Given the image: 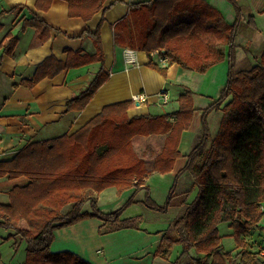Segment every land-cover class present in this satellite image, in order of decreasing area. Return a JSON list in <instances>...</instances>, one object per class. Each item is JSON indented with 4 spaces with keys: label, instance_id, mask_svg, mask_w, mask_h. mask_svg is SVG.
Here are the masks:
<instances>
[{
    "label": "trees",
    "instance_id": "1",
    "mask_svg": "<svg viewBox=\"0 0 264 264\" xmlns=\"http://www.w3.org/2000/svg\"><path fill=\"white\" fill-rule=\"evenodd\" d=\"M53 1L37 0L36 7L48 11ZM65 1L70 17L87 22L100 11L105 14L119 0L109 6L105 5L107 0ZM228 1L237 14L233 24L207 0H145L128 2L129 12L112 26L115 45L148 54L160 50L168 63L160 65L151 59L148 65L163 76L173 63L206 72L225 59L222 44L229 46L227 82L219 98L204 110L202 134L164 205L152 197L145 178L152 171L171 172L181 156V136L190 128L195 113L194 91L187 86L174 112L130 117L128 111L136 101L109 104L72 134L28 141L13 158L0 160V177L29 178L27 184L10 190L9 203L0 202V228L9 230L3 240H13L16 249L26 242L25 264H92L73 251H52L55 231L91 217L103 221L100 234L140 228L141 215L122 217L124 209L137 201L136 195L110 212L101 210L96 197L108 187H116L121 193L132 186H136L135 194L145 190L143 203L160 213L184 207L183 214L171 220L156 250V255L169 259L171 251L180 245V254L171 264H264V236L259 232L264 217V49L257 64L237 69L235 38L243 9L238 0ZM22 9L23 5H17L4 12L19 14ZM104 21L103 16L95 29L85 28L80 34L91 38L94 53L67 49L66 60L51 54L25 83L34 87L65 69L101 62L88 84L67 102L65 113L83 111L111 76L101 33ZM29 26L38 30L40 41L50 38L51 26L39 16L25 18L21 29ZM3 28L0 23V31ZM5 38H10L5 52L15 55L20 36L8 32ZM215 109L222 110V118L213 136L207 116ZM152 134L166 137L150 168L133 138ZM183 175L187 187L176 193ZM87 203L91 208H86ZM224 223L234 231L237 246L232 250L223 244L220 225ZM256 234L259 237L254 240Z\"/></svg>",
    "mask_w": 264,
    "mask_h": 264
},
{
    "label": "crops",
    "instance_id": "2",
    "mask_svg": "<svg viewBox=\"0 0 264 264\" xmlns=\"http://www.w3.org/2000/svg\"><path fill=\"white\" fill-rule=\"evenodd\" d=\"M113 1L115 0H107L105 5L109 6ZM136 1L145 0H119L105 14L100 11L85 22L79 17L69 16V4L65 0H54L48 11L38 9L37 0H0V13L3 12L0 23L4 26L0 31V160L13 158L28 141L50 139L65 133L72 134L109 104L125 100L136 101V105L128 111L130 117L174 112L179 108V96L183 87L187 86L194 91L195 113L190 128L184 130L181 136V156L176 160L171 172L152 171L145 178L146 186L150 187L155 201L160 205L165 204L179 171L186 165L188 154L202 134L204 110L219 98L227 82L229 46L222 44L226 53L225 59L206 72L187 69L173 63L168 65L167 76H163L148 65L151 59L164 65L160 51L148 54L144 50L115 45L112 26L129 12L128 2ZM207 2L222 12L227 23L233 24L236 21V11L228 0ZM238 2L243 9V17L235 38L236 66L238 70H242L257 64L264 49V0ZM17 5H23L19 14L4 12ZM35 15L51 26V36L45 42L40 41L35 27L21 29L24 19ZM103 16L105 21L101 33L105 63L111 70V76L83 111L65 113L68 100L88 84L94 73L100 69L101 62L65 69L53 78H44L34 87H29L25 81L33 79L37 66L51 54L66 60L67 49L94 53L95 46L91 38L80 37V34L85 28L95 29ZM8 32L20 36L13 56L5 52V47L10 42V38H5ZM162 92H165L164 95ZM142 94L145 98L135 100L136 95ZM221 118L222 110L217 109L207 116L213 136L219 131L215 130V127L220 126ZM165 137L166 134H152L137 135L133 138L135 148L145 156L150 168H153L155 156L162 150ZM28 182L29 178L26 176L0 177V202L9 203L10 190ZM186 187L187 179L186 175H183L176 186V193L184 191ZM135 191L136 186L121 193L116 187H108L97 193L96 197L99 207L105 212H110L120 208L134 195L137 201L133 206L143 205L145 190L137 194ZM172 210L176 212L171 214ZM183 212L184 207L178 206L170 208L166 213H149L152 219L160 221L159 228L141 224L140 228H124L108 234L99 233L103 224L101 219H84L76 224L58 228L51 249L54 252L74 251L92 264H166L168 260L156 255L162 235L167 229L163 227L162 220L167 221L169 226L171 220ZM135 214H127L126 217H133ZM143 218L146 219L144 215ZM260 224L263 228L259 232L264 236V217ZM229 230L231 232L228 233H234ZM8 233L9 230L0 228V264H25L26 242H22L16 249L13 240H3ZM170 258L172 260L171 255Z\"/></svg>",
    "mask_w": 264,
    "mask_h": 264
},
{
    "label": "rangeland",
    "instance_id": "3",
    "mask_svg": "<svg viewBox=\"0 0 264 264\" xmlns=\"http://www.w3.org/2000/svg\"><path fill=\"white\" fill-rule=\"evenodd\" d=\"M216 129L215 130H218L219 129V126H217V127H215ZM195 193H196V189L192 192V195H191V197L190 198H193V196L195 195ZM131 198V197H130ZM129 198V199H130ZM128 199V200H129ZM127 200V201H128ZM126 201V202H127ZM125 202V203H126ZM124 203V204H125ZM87 204H89L88 205V208H91L90 207V203H87ZM86 204V205H87ZM123 204V205H124ZM135 204V202L134 203H132L130 206H128V207H126L125 209H124V211H123V213H122V217L124 218V217H126L127 216V214H131V213H136L135 214V216H138V215H141L142 216V219H141V223H140V225L141 224H143V226H146V227H151V228H156V227H158L159 225H160V221L159 220H154V219H152L150 216H149V213H151V214H154V212H157L156 210H154V209H151V208H149V207H147L144 203H143V205L142 204H138V206H133ZM122 205V206H123ZM87 208V207H86ZM102 210V209H101ZM128 212V213H127ZM174 212H176V210H172V212H171V214H173ZM143 215L146 217V219L144 220V218H143ZM133 217H134V215H133ZM91 218H97V217H91ZM86 219H88V218H86ZM163 222V227H168V222L167 221H164V220H162ZM22 225H25V223L24 222H22ZM162 227V228H163ZM159 228V227H158ZM229 229H231L232 230V232H234L233 231V229L229 226V224L228 223H224V224H221L220 225V233L221 234H226V236H224V240H223V243H224V245H225V248L227 249V250H232V249H234L236 246H237V242H236V238H235V235H234V233L233 234H230V233H228V232H231ZM228 234V235H227ZM242 236H246V234L245 233H242ZM255 237V238H254ZM254 237H252V238H254V240H256L258 237H259V235L258 234H256V235H254ZM24 247V246H23ZM180 251H181V246L180 245H176L175 246V248L171 251V257H172V260H174L175 258H176V256H178L179 254H180ZM74 252V251H73ZM76 253V252H75ZM166 260H168L169 262H167L166 264H171V258L170 259H166Z\"/></svg>",
    "mask_w": 264,
    "mask_h": 264
},
{
    "label": "built area",
    "instance_id": "4",
    "mask_svg": "<svg viewBox=\"0 0 264 264\" xmlns=\"http://www.w3.org/2000/svg\"><path fill=\"white\" fill-rule=\"evenodd\" d=\"M157 51H160V50H157ZM161 61H162V63H163L164 65H166V64L168 63V58L165 57V56H161ZM164 93H165V92H162L163 95H164ZM143 98H145L143 94H142V95H136V96H135V100H141V99H143ZM262 254H264V249H263V251H262Z\"/></svg>",
    "mask_w": 264,
    "mask_h": 264
}]
</instances>
